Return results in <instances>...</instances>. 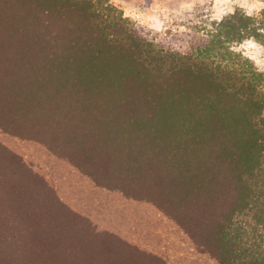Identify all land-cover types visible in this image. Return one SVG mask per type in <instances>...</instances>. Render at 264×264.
Returning <instances> with one entry per match:
<instances>
[{
	"label": "rangeland",
	"instance_id": "374dc122",
	"mask_svg": "<svg viewBox=\"0 0 264 264\" xmlns=\"http://www.w3.org/2000/svg\"><path fill=\"white\" fill-rule=\"evenodd\" d=\"M237 10L0 0L2 42L23 27L56 52L76 26L95 43L71 82L55 67L48 90L23 87L33 102L0 83V264H264V151L243 149L256 106L174 56L204 48ZM91 48L109 52L96 61ZM229 48L264 73V38ZM3 57L0 73L16 62Z\"/></svg>",
	"mask_w": 264,
	"mask_h": 264
},
{
	"label": "trees",
	"instance_id": "16d2710c",
	"mask_svg": "<svg viewBox=\"0 0 264 264\" xmlns=\"http://www.w3.org/2000/svg\"><path fill=\"white\" fill-rule=\"evenodd\" d=\"M31 27H33L32 24ZM23 29V27L21 30L18 29L16 34L13 35L14 37L12 36L10 40L7 37L8 40L4 39L3 42V38L1 37L2 31L0 32V53L2 56L6 57V60L11 59L16 61L11 65L8 71L5 70L3 73H0V83L3 84V87L10 88L17 94L23 87L27 89L34 87L38 90L37 88L40 85L36 93L44 90V87L48 90L50 85L57 82L54 76L58 74L59 71L55 70V67L60 68L63 72H67L71 82L73 76L75 79L77 72H80V66L82 67L83 65L80 59V53L90 46L95 47V43H90V41L85 42V46H82V42L79 43L80 38L87 37L88 35L84 33V29H77L76 26H73L72 29L64 30L63 35H65L70 42H67L66 39L62 43L63 45L58 46L56 52L52 47L46 49V45L49 41H42L39 38L40 34L38 35L36 30L32 31V35L29 34V36H25L26 32H24L25 30ZM68 36L71 37L69 38ZM16 37L18 42H14ZM263 38L264 11L260 13L259 16H247L243 11L237 10L235 13L226 16L217 24L212 33V39L204 48L199 49L191 56H184L178 53L174 55L181 61H187L189 59L188 61L192 64H190L191 67L200 72L207 73L209 76L213 77L214 80L223 83L231 88L232 91L245 98V100L255 104V118L250 125L247 123L246 127V136L252 140V144L250 147H243V149L250 150L251 148H260L262 152L264 151V73L255 70L254 66L241 55H234L229 47L231 44L242 42L247 39L261 40ZM60 46L62 48L59 49ZM93 48H91L93 54L90 52L87 55H89V58L94 57L96 61H100L104 59L105 52H109L110 47L98 53L97 56ZM160 50L163 51L162 49ZM156 59L159 58L156 57ZM153 63L157 65V68H160V65H162L160 68L161 71L166 62L159 59L158 62H152V64ZM24 70L27 73H25ZM61 84H64V81H62ZM58 86L59 85H57V88ZM75 86H77L75 88H77L76 90L78 91L80 84L78 85L76 83ZM27 89L24 90L27 91ZM29 92L30 91H27L25 96L27 95L32 99V94ZM36 95L37 99H40L38 96L39 94ZM33 100L34 99H32L31 102H33ZM10 122L11 121H8L10 124L9 127L11 128L13 125ZM58 123H60V121ZM241 124L245 125L246 122ZM64 133H67L66 135L69 134L71 137L73 135L70 129L69 131H64ZM215 138H217V140H215ZM220 138L221 133L215 137L210 136L207 138V141L213 142V140H215L220 141L219 143L222 144L223 141L220 140ZM73 162L76 164L75 160ZM77 162L80 166L83 164L80 162V159ZM259 165L260 167H257V169L261 170L262 164H260V162Z\"/></svg>",
	"mask_w": 264,
	"mask_h": 264
},
{
	"label": "clouds",
	"instance_id": "9594fccd",
	"mask_svg": "<svg viewBox=\"0 0 264 264\" xmlns=\"http://www.w3.org/2000/svg\"><path fill=\"white\" fill-rule=\"evenodd\" d=\"M225 2L245 6L247 16H252L254 12L264 10V0H225Z\"/></svg>",
	"mask_w": 264,
	"mask_h": 264
}]
</instances>
